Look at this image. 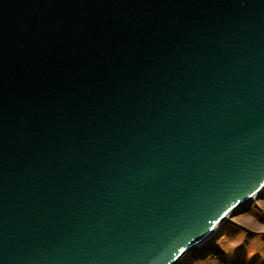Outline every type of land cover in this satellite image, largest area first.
<instances>
[{"label":"water","instance_id":"obj_1","mask_svg":"<svg viewBox=\"0 0 264 264\" xmlns=\"http://www.w3.org/2000/svg\"><path fill=\"white\" fill-rule=\"evenodd\" d=\"M264 194V0H0V264H179Z\"/></svg>","mask_w":264,"mask_h":264},{"label":"rangeland","instance_id":"obj_2","mask_svg":"<svg viewBox=\"0 0 264 264\" xmlns=\"http://www.w3.org/2000/svg\"><path fill=\"white\" fill-rule=\"evenodd\" d=\"M254 204L256 205L250 213H240L238 216L231 219L233 223L231 225V233L228 234L224 240L226 245L224 248L228 255L234 254L236 250L235 245H239V243H245L247 247L246 252L261 244L260 249L264 253V199L261 198V200L254 201L252 206ZM246 256H248L247 261L252 260V258L256 259V257L249 256L248 253ZM212 260L213 258L204 264H225L217 258ZM230 260L232 261V257H230ZM254 264H257V262H254Z\"/></svg>","mask_w":264,"mask_h":264},{"label":"trees","instance_id":"obj_3","mask_svg":"<svg viewBox=\"0 0 264 264\" xmlns=\"http://www.w3.org/2000/svg\"><path fill=\"white\" fill-rule=\"evenodd\" d=\"M250 209H248L249 211ZM231 222L228 223L227 227L223 229L219 235L216 237V240L209 244L208 246L204 247L203 249L199 251H195L191 254L190 260L194 263H202L207 262V260L211 258H217L219 260H222L223 262H227L229 256L234 257V262L239 264H244V262L247 261V252H246V245L245 243L242 245H239L237 250L234 254L227 255L226 249L224 248V239L225 237L231 233ZM256 256L255 258H252L250 260L249 264H254V262H257V264H264V253H262L260 247L257 248L256 251H254ZM253 254L252 257L255 255Z\"/></svg>","mask_w":264,"mask_h":264}]
</instances>
